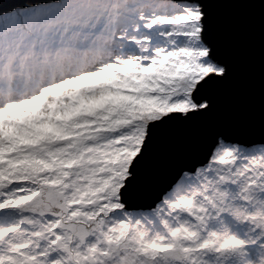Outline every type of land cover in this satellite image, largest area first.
<instances>
[{
  "label": "snow or ice",
  "instance_id": "obj_1",
  "mask_svg": "<svg viewBox=\"0 0 264 264\" xmlns=\"http://www.w3.org/2000/svg\"><path fill=\"white\" fill-rule=\"evenodd\" d=\"M0 264H264V0H0Z\"/></svg>",
  "mask_w": 264,
  "mask_h": 264
},
{
  "label": "water",
  "instance_id": "obj_2",
  "mask_svg": "<svg viewBox=\"0 0 264 264\" xmlns=\"http://www.w3.org/2000/svg\"><path fill=\"white\" fill-rule=\"evenodd\" d=\"M222 111L227 115L230 112V102H226L225 105L222 107Z\"/></svg>",
  "mask_w": 264,
  "mask_h": 264
}]
</instances>
